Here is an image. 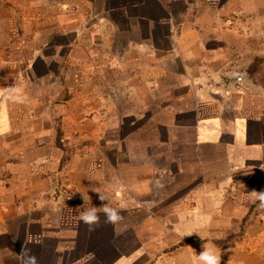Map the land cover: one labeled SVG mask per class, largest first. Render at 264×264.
Segmentation results:
<instances>
[{
	"label": "crops",
	"instance_id": "crops-1",
	"mask_svg": "<svg viewBox=\"0 0 264 264\" xmlns=\"http://www.w3.org/2000/svg\"><path fill=\"white\" fill-rule=\"evenodd\" d=\"M9 43L0 264H264V0H0Z\"/></svg>",
	"mask_w": 264,
	"mask_h": 264
},
{
	"label": "clouds",
	"instance_id": "clouds-1",
	"mask_svg": "<svg viewBox=\"0 0 264 264\" xmlns=\"http://www.w3.org/2000/svg\"><path fill=\"white\" fill-rule=\"evenodd\" d=\"M0 97H7L13 103L23 104L27 101L28 96L25 92V88L22 85L14 84L10 87L0 88ZM98 193V199L100 201H106V196L102 192ZM253 203L257 204L258 209L264 210V190L257 191L251 190L249 193ZM123 206H121L122 209ZM105 224H111L113 226L119 224L123 220L121 215V209L110 207L107 203H104L101 207ZM79 220L88 226L89 230H95L100 224V214L97 211V207L86 208L79 213ZM202 250L196 256L197 264H221V258L210 249L207 243L201 245ZM21 264H38L37 257L31 253V250L22 247L20 253Z\"/></svg>",
	"mask_w": 264,
	"mask_h": 264
},
{
	"label": "rangeland",
	"instance_id": "rangeland-1",
	"mask_svg": "<svg viewBox=\"0 0 264 264\" xmlns=\"http://www.w3.org/2000/svg\"><path fill=\"white\" fill-rule=\"evenodd\" d=\"M10 39H11V42L15 41V39H13V38H10ZM10 43H9V45L8 44L5 45L8 48H4V47L0 48V50L5 52L6 55H7V52L10 51V49H11V48L9 49ZM14 48H15V51L17 52V50H21L20 49L21 45L14 46ZM9 200H10V198H9ZM7 204H8V201L5 203V198L0 196V218H1V216H3V214H6V215L8 214L7 209H4V207H6ZM11 214H9V215L11 216ZM243 231H245V229H241V231L239 232L240 235H241V233H244Z\"/></svg>",
	"mask_w": 264,
	"mask_h": 264
},
{
	"label": "built area",
	"instance_id": "built-area-1",
	"mask_svg": "<svg viewBox=\"0 0 264 264\" xmlns=\"http://www.w3.org/2000/svg\"><path fill=\"white\" fill-rule=\"evenodd\" d=\"M235 84L237 87L241 88V86L243 85V77L240 75H237L235 77Z\"/></svg>",
	"mask_w": 264,
	"mask_h": 264
}]
</instances>
